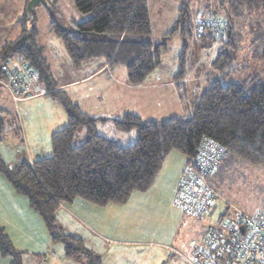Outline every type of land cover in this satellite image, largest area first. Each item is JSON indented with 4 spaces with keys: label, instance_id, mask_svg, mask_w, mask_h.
<instances>
[{
    "label": "trees",
    "instance_id": "16d2710c",
    "mask_svg": "<svg viewBox=\"0 0 264 264\" xmlns=\"http://www.w3.org/2000/svg\"><path fill=\"white\" fill-rule=\"evenodd\" d=\"M72 1L78 12L89 14L88 18L73 22L70 30L51 17L49 30L59 37L73 65L92 59H101L110 66L123 65L131 85L141 84L157 68L165 43L154 44L149 39L151 24L146 0ZM213 3L217 8L193 13L184 0L166 36L178 31L182 37L197 40L207 37L235 49V22L223 13L239 16L244 8L264 9V0H214ZM199 15L224 19V35L205 29L198 37L193 22ZM21 20L18 35L0 46V64L13 60L25 65L35 72L37 81L17 101L0 84V97L3 90L16 104L41 93L36 90L41 84L44 94L56 100L65 111L67 124L52 133L51 156L31 162L22 160L14 166L0 157V174L40 216L50 239L62 243L65 257L82 264H101L100 258L80 238L64 233L57 225L54 213L59 204L76 198L98 207L123 204L132 193L145 192L151 187L171 151L183 155L189 164L196 156L200 141L211 137L226 147V154L213 176L223 167L231 168L238 163L264 167V78L261 75L233 82L209 80L199 97L188 103L184 115L159 121H144L133 113L115 119L93 117L82 112L54 79L43 48L36 42L32 12ZM182 49L177 59V78L185 73V44ZM233 61L231 55L219 52L214 64L218 70L229 71ZM0 78L7 76L0 72ZM10 116V124L15 126L11 134L22 138L17 113L0 104V141ZM109 120L117 131L133 132L134 138L124 143L99 134L98 124ZM79 128L84 129V140L73 145ZM0 255L8 257L9 264H23L22 251L14 248L3 226H0Z\"/></svg>",
    "mask_w": 264,
    "mask_h": 264
},
{
    "label": "crops",
    "instance_id": "0c3cea01",
    "mask_svg": "<svg viewBox=\"0 0 264 264\" xmlns=\"http://www.w3.org/2000/svg\"><path fill=\"white\" fill-rule=\"evenodd\" d=\"M73 15L77 21L88 18L87 14L77 10L73 11ZM13 30V34L9 32L6 34L9 35L8 40L18 35L20 25L15 24ZM166 49L165 45L161 52L163 56L168 53ZM175 53L176 50L173 56L176 55ZM43 55L50 65L57 84L66 91L82 112L93 117L115 119L125 113H133L144 121H159L184 115L187 113L188 103L197 99L209 84L207 77H197L195 72L190 71L192 69L190 66L186 67L182 77L177 78L175 76L178 69L176 58L173 69L169 73L162 71V57L157 68L147 75L141 84L131 85L123 65L110 66L101 59L87 60L79 65L66 61L62 71L56 74L44 50ZM192 83H195L194 87L187 88V85ZM36 90L41 93L18 101L21 103L17 110V117L22 138L14 135L21 145L25 144L22 160L29 162L49 157L52 154L50 144L52 133L67 124V116L61 105L49 95L44 94L41 84L39 88L36 87ZM104 124L114 127L110 120L99 123L98 126ZM81 132L84 135V131ZM127 134L129 136L126 139L134 138V134ZM102 135L106 136L104 133ZM12 136L11 133H7L0 141V157L6 163L8 160L3 158V153L16 154L14 149L12 150V145L6 143L13 138ZM185 161L183 155L171 151L167 154L151 187L145 192L132 193L123 204L111 203L98 207L80 198L69 203H60L54 213L56 223L64 233L80 238L83 245L100 258L101 264H168L167 257L174 256L171 250L175 241H178V238L171 240L168 238L174 229H176L174 233L176 237L177 227L181 221L178 215L180 212L173 208L172 201L186 164ZM0 191H4L6 207L10 208L13 216L9 219L12 221L10 229L17 233L14 237L19 239V247L15 246V249L22 251V254L29 253V249H32V253L37 254L38 264H77L65 258L61 248H59L61 253L58 250L51 251L50 246H47L46 238H43L45 243L33 239V230L31 233L28 230L29 224L34 225V222H37L39 226L40 221L29 208L26 198L16 194L1 174ZM147 212L152 217L148 218ZM61 215L75 223L74 229L65 228L60 220ZM156 215H159V221L162 220L158 226H154L156 223L150 224ZM181 215L184 216V214ZM5 221H0V224L6 228ZM167 221L168 223L164 226L163 223ZM204 227L206 228V225ZM170 229L171 234L168 236ZM5 231L12 240L9 229L6 228ZM179 246L182 247L181 244ZM147 247L150 250H146ZM131 251L139 253V257L130 256L128 253ZM41 255H43L42 263L39 261ZM184 255L188 254L181 252L180 256L184 257ZM8 259L0 255V264H9ZM185 261V264H188L187 258Z\"/></svg>",
    "mask_w": 264,
    "mask_h": 264
},
{
    "label": "rangeland",
    "instance_id": "374dc122",
    "mask_svg": "<svg viewBox=\"0 0 264 264\" xmlns=\"http://www.w3.org/2000/svg\"><path fill=\"white\" fill-rule=\"evenodd\" d=\"M48 1L50 4L47 2L38 3L32 9V15L35 17L34 25L37 30L36 42L42 46L46 57L49 58L48 60L54 68L55 73L59 74L66 61L70 60L68 59L59 37L49 30L50 18L52 17L59 24L70 30L73 28V22L81 21H77V19L74 18L73 11H76V8L72 0ZM183 1L184 0H146L151 24V34L149 39L154 44L165 43L167 46L166 50H168L166 56H163V53L160 55V58L163 57L162 71L166 73L172 71L175 58L176 60L178 59V56L183 51L182 46L185 44V70L186 67L190 66V68H192L190 71L195 72L198 75L197 77L205 76L210 81L219 79L222 82L241 81L256 74H259L264 78V57L262 56V47L264 45V9L260 7H253L250 9L244 8L239 16L223 13L224 16L235 22L234 31L236 36L234 37L235 49H233L228 48L220 40L208 39L207 37L200 40L193 39L189 36L182 37L178 31L170 36H166V34L171 31V28L178 17V8ZM185 1L189 4L193 13H196L197 11L208 12L213 10V8H217L216 4L213 3L214 0ZM27 2L28 0H0V43L8 40L7 38L9 37L7 36L9 35H6L8 32L13 34V27H15V24L21 25V18L26 13L25 7ZM203 5L207 6V8H203ZM175 50L176 55L173 56ZM219 52H224L233 57L234 61L229 71L218 70L217 66L214 64L216 56ZM194 85L195 83L189 84L187 85V88L194 87ZM0 104L8 111L17 113L21 103L17 102L15 104L10 96L2 90ZM11 120V116L7 117L9 124L6 125L4 135L11 133V129L15 127L10 124ZM108 125H99L97 132L99 134L104 133L111 139L122 138L116 140H121L124 143H128L132 140L126 139L127 136H129L128 134L126 135L125 133L119 131L117 132L113 126ZM81 131H84V129L79 128L77 130L73 140V145H78L83 142L85 135H83ZM122 134L126 136H123ZM12 137L13 138L7 140L6 143L12 145V150L14 149L13 151H15L16 154L11 153L10 155H6L3 153V158H7L10 166H14L16 163L20 162L22 160V154L25 151V144L21 145V142L16 140L17 138L14 135ZM210 184L228 203L239 210L247 213L257 209L264 210V167L252 165L246 162L238 163L231 168L223 167L210 179ZM4 194V191L0 194V221L6 220V228L9 229V235L12 238L11 241H13L12 244L14 243V247H19V239L14 237L17 233L10 229V223H12V221L9 219L13 218V216L11 215L10 208L6 207ZM173 208L176 210L174 206ZM222 208V203H219L216 207V212L221 211ZM176 211L179 210L177 209ZM33 213L40 221L39 226L37 222H34V229V225L32 223L29 224L30 228L28 230L30 233L33 230V239L43 242V238H46L48 240V242H46L48 243L47 246H50L51 251L58 250V252L61 253V251H59V248H61L65 256L62 243L54 242L50 239L42 219L34 211ZM180 213L178 215L181 221L177 227L178 230L176 237L174 236L176 229L172 231V234L171 229L168 232V236L171 234L168 240L178 238V244L175 241L173 250H171L174 256H169V258L167 257L168 264H185V258L190 257V250L194 245L193 241L197 246L201 245L205 228L204 226L207 225V220H195L189 216H182V213ZM147 215L148 218L152 217L148 212ZM158 218L159 215H156L155 219L150 224L154 225V223H156L154 226H158L162 223V220L159 221ZM60 220L65 228H69L71 230L74 229L75 223L73 221L68 220L62 215L60 216ZM167 223L168 221L163 223V225L165 226ZM0 226L5 228L4 225L0 224ZM179 244H181L182 247H180ZM31 250L32 249H29V253L24 252L22 254L23 264H38L36 259L37 254H33ZM146 250H150V248L147 247ZM181 252L188 255H184V257L180 256ZM128 254L130 256L139 257V253L134 251H131ZM42 258L43 255H41V258L39 259L41 263ZM70 260L76 262L77 264H82L79 260Z\"/></svg>",
    "mask_w": 264,
    "mask_h": 264
},
{
    "label": "built area",
    "instance_id": "2783aa9c",
    "mask_svg": "<svg viewBox=\"0 0 264 264\" xmlns=\"http://www.w3.org/2000/svg\"><path fill=\"white\" fill-rule=\"evenodd\" d=\"M225 20L219 16L199 15L193 22L198 37L205 29L223 36ZM0 84L12 99H21L28 86L36 83L33 70L7 60L0 64ZM226 154V147L211 137L198 145L194 160L186 164L178 180L173 206L182 214L197 220H207L202 243L193 241L188 264H264V212L250 213L228 203L211 184L210 179ZM222 203L221 211L216 207ZM214 215V218H213Z\"/></svg>",
    "mask_w": 264,
    "mask_h": 264
},
{
    "label": "water",
    "instance_id": "95a60500",
    "mask_svg": "<svg viewBox=\"0 0 264 264\" xmlns=\"http://www.w3.org/2000/svg\"><path fill=\"white\" fill-rule=\"evenodd\" d=\"M38 3H46V0H28L27 4H26V15H30L32 12V9L35 5H37Z\"/></svg>",
    "mask_w": 264,
    "mask_h": 264
}]
</instances>
